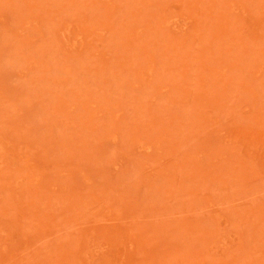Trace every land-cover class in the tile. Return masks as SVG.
I'll use <instances>...</instances> for the list:
<instances>
[{"label": "rangeland", "instance_id": "1", "mask_svg": "<svg viewBox=\"0 0 264 264\" xmlns=\"http://www.w3.org/2000/svg\"><path fill=\"white\" fill-rule=\"evenodd\" d=\"M0 264H264V0H0Z\"/></svg>", "mask_w": 264, "mask_h": 264}]
</instances>
